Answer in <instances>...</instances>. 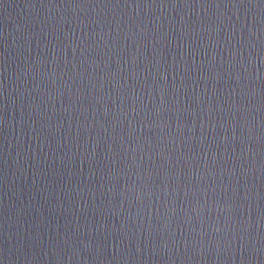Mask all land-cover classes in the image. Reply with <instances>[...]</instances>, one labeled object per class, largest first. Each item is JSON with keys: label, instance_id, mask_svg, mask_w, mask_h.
<instances>
[{"label": "water", "instance_id": "obj_1", "mask_svg": "<svg viewBox=\"0 0 264 264\" xmlns=\"http://www.w3.org/2000/svg\"><path fill=\"white\" fill-rule=\"evenodd\" d=\"M0 264H264V0H0Z\"/></svg>", "mask_w": 264, "mask_h": 264}]
</instances>
